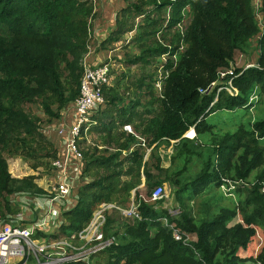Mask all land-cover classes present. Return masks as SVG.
Instances as JSON below:
<instances>
[{"label":"trees","instance_id":"16d2710c","mask_svg":"<svg viewBox=\"0 0 264 264\" xmlns=\"http://www.w3.org/2000/svg\"><path fill=\"white\" fill-rule=\"evenodd\" d=\"M125 2L127 3L128 0ZM145 2L156 5V8L170 5L172 17L166 25V28L170 29L184 21L187 17V7L192 11L189 24L183 32L178 31L175 34L170 41L171 44H150V32L137 39L139 41L137 46L143 48V52L130 60L131 63H149L150 58L159 59L164 54H168L163 66L167 72L163 78L164 91L162 97H158L162 108L146 124L143 123V133H148L145 137L147 146L162 140L164 143L177 140L175 144L177 159L181 160V156L185 155L187 162L198 153L195 138L209 133V137L203 138L211 141L215 159L208 157L204 160L201 171L191 181L188 178L189 168L185 164L183 168L167 175L165 179L153 182L152 176L155 175V170L160 173L167 172L168 169L160 166V157L157 163L153 161L148 169L145 147L143 149L138 147L123 158L120 157V152L108 153L100 157L92 155L91 161L87 164L94 169L105 167L111 171V173L104 170L100 172L105 174L103 181L123 173V175H131L130 180L122 187L125 192H131L140 185L144 176L145 183L150 189L149 195L153 188L165 181L179 187L175 190L179 195L187 191L191 184H194L195 189L200 192L209 189V184L213 181L218 188H221L228 179V173L236 180L237 186L240 181H248L256 171L255 181L248 187L251 192L249 197L258 199L263 206L250 212L254 217L242 214L243 222L231 224L238 215V210L234 208L222 207L213 219H209L208 216L198 219L194 214L187 212L172 215L168 207L158 205L164 199L150 204L137 198L141 218H127L129 221L121 222L120 230L118 229L117 232L112 226L114 219H107L105 238L113 237L115 240L100 251L108 254L103 264H238L243 260L240 252L255 242L256 225H259L264 235V192L262 191L264 189V118L254 120L249 126L241 122L235 131L224 134L216 133V125L208 122L207 118L222 109H250L254 106L250 98L257 87L258 98L259 95L264 94V31L258 23L252 0H146ZM261 2L262 6L259 10L264 14V0ZM133 10L145 14L142 4L132 5L130 11ZM93 11V0H0V146L3 144L2 149H10V147H14L16 151L22 149L25 156L32 158L43 156L40 151L45 149L49 150L45 156L50 158L56 155L57 149L54 143L48 137L50 142L47 140L44 131L40 128L42 117L34 115L32 118L19 103L32 102L37 95L47 98L48 100L42 102V106L48 120L62 118L65 106L70 101H74L80 93L83 67L79 61L86 49L87 22ZM145 21L152 28L164 24L163 19L159 16L151 17L150 13L146 14ZM115 28L113 31L110 28L109 33L113 34L116 31L120 33L121 28ZM111 35L102 42L103 46L111 41ZM256 36H258L256 41L259 51L256 63L247 68L235 66V55L239 52L249 54V48ZM174 56L176 59L173 58ZM229 68L234 69V75H227L221 80L227 82L231 79L239 94L233 96L226 90L218 93L216 88L204 94L200 93V88H208L212 82L218 80L221 71ZM138 87L152 92L154 90L151 83L141 82ZM116 88L113 87L112 91ZM217 93L218 101L214 102ZM117 95L115 94L109 101L115 107L119 105L115 101ZM138 106H140L138 102L132 101L130 108L121 107L117 115L121 119L124 115L125 121H130L128 115L131 113L128 111L130 109L137 111ZM124 111L126 112L121 114ZM152 113L144 112V114ZM191 128L196 131L194 139L184 136ZM23 134L25 137L20 141L19 137ZM139 140L136 135L127 136L129 143L140 144ZM109 142H115L123 148L129 147L128 144L118 143L115 137L110 136ZM156 149L157 145L151 151L153 157L156 156ZM172 159L174 163V156ZM126 163L127 168L124 167ZM33 179L34 176L20 180L12 176L8 171L7 160L1 156L0 151V222L1 219L8 220L9 215L19 211V208L13 205L14 211L8 206L13 192L24 191L32 196L46 193L44 189L33 183ZM113 188L114 183L107 185L102 181L87 183L82 193L80 190L79 196L74 199L76 205L63 212L67 222L60 226L61 234L68 236L82 230L91 220L96 207L102 202L111 200L110 191ZM116 188L117 185L114 192ZM242 188L244 187L237 190L241 191ZM136 194H139L138 190ZM163 218L176 225L181 231V239H175L173 230L164 225ZM189 234L195 236L196 240H188ZM219 254H223L224 259L219 260ZM249 258L253 262L264 264V244L256 257ZM246 262L251 264L249 261ZM66 264L91 263L71 261Z\"/></svg>","mask_w":264,"mask_h":264},{"label":"rangeland","instance_id":"374dc122","mask_svg":"<svg viewBox=\"0 0 264 264\" xmlns=\"http://www.w3.org/2000/svg\"><path fill=\"white\" fill-rule=\"evenodd\" d=\"M146 0H128L126 3L125 0H93L94 3V11L92 15L89 17L87 22V41H86V49L83 52L80 58V65L83 67L84 72V61L88 56V60L95 61V63H99L100 60L104 61V63H109L111 65V79L110 84L106 86L104 90L103 97L106 100H111V98L118 94V97L115 101L121 104L124 101L133 100L138 102L140 105L138 110L130 109L128 112L131 115H128L130 120L136 122L137 131H141L144 128V124H146L150 118L159 113L162 105L158 100V97H162L164 86H163V78L166 76L167 72L165 71L164 63L168 57L164 55L161 58H150L149 63L139 62V63H131L130 60H133L135 57L140 55L143 52V48L137 46V39L144 35L145 33H149V41L150 44L158 45L160 44H171V39L175 36V34L180 31L183 32L186 26L189 24L188 22L191 19L192 11L189 7L186 8L187 17L184 19L182 23L177 26L170 28H166L168 24V20L172 17V11L170 5L163 8H156V5H153L150 2H145ZM253 6L256 10V17L258 23L261 27V30L264 31V14L259 10L262 6L261 0H252ZM134 4H142V8L144 12H137L135 10L130 11L132 9V5ZM147 13L151 14V17L159 18L164 20V24L150 27L146 24L145 16ZM116 25V28H115ZM110 28L112 31L115 29H120V33L112 32L109 33ZM98 34V39L95 38L96 34ZM112 34V35H111ZM111 35V41L107 42L105 46L102 45V42L106 40ZM116 35V36H114ZM256 36L252 41V46L249 48V54L243 53L235 55L234 65L239 67H249L252 64L256 63V59L258 58V49H257V41ZM116 39V40H114ZM118 40V41H117ZM174 58V57H173ZM65 65V62H63ZM64 67V66H62ZM151 83L154 86V90L148 91L147 89H141L138 87L139 83ZM80 91L83 90V82L81 79L80 83ZM113 87H117L112 91ZM139 88V89H138ZM258 88V87H257ZM255 88L254 93L251 95L250 100L253 101L254 106L250 109L247 108H237L235 110H218L215 113L211 114L207 121L210 123H214L216 125L215 132L218 134H224L226 132H233L237 129V125L241 122L245 124V126H249L254 120L264 118V94L259 95L258 98V89ZM139 92H138V91ZM151 94H149V93ZM153 94V96H152ZM48 100L47 98H42L35 96L34 101L32 102H20L19 105L22 107L28 114L32 116L42 117L43 120L40 121V128L44 131V135L46 138L48 137L46 131L49 129H55L57 131V120L51 119L48 120L47 114L44 112V108L42 106V102ZM114 101V103H115ZM56 102V100H55ZM73 101H70L63 110V115L68 114L69 109L71 108V104ZM132 102V101H131ZM113 104V103H112ZM57 105V104H56ZM59 105V104H58ZM104 107V105L102 106ZM101 107V108H102ZM117 108L113 110V113L116 115L120 113L119 105ZM56 108V107H55ZM67 110V112H65ZM100 110V109H99ZM98 110V111H99ZM127 110V109H125ZM98 111H95L94 116ZM146 111L153 112L152 114H144ZM126 111L122 112L124 114ZM93 113L90 115V122L86 123L85 132L89 130V127L94 122ZM124 116V115H123ZM118 117V115H117ZM33 118V117H32ZM145 121V122H144ZM144 123V124H143ZM190 135H195L196 131L191 128L189 131ZM193 132V134H192ZM58 134V133H57ZM59 135V134H58ZM60 136V135H59ZM209 133H205L203 136L199 138L196 137V144L198 145L197 154H194L187 162V157L185 155L181 156V163L187 164L186 166L189 168L190 176L189 180H193L196 175L201 171L203 167V162L208 157H211L213 160L215 159V155L213 154V148L211 146V141L206 140L203 137H209ZM25 137V134L20 135L19 140ZM55 145V142L48 137ZM47 138V140H48ZM37 140V139H36ZM81 138H77V145L79 150L83 155V168H81V176L75 181V187L78 190V193H82L83 188L90 183L91 181H102L105 185L114 183V188L110 191L111 200L105 201L103 203H108V218H112L113 220V229L115 232L120 230L121 222L129 221L127 217H125L120 209H126L131 205L133 199L148 197L149 196V188L147 187L145 181H143L140 185H138L135 189L131 190V192H125L123 190V185L127 183L128 180L125 179V175H119L118 177H114L113 179H109L108 181H103L102 178L105 174L100 173L106 171L107 173H111L107 168L104 169H94L85 162L89 160L86 156L84 157L83 151L79 147V141ZM49 141V140H48ZM17 142V141H15ZM50 142V141H49ZM57 152L55 150L56 155L53 157H47L45 154L48 149L40 151L43 156H38L36 158H32L30 156H25L24 151L22 149L16 151L14 147H10V149H2L3 144L0 146L1 156L6 158L8 163V171L12 174V176L19 178H24L27 176H34L33 183L44 189L45 192L48 190L52 191L55 185L54 179V166L53 161L56 159L58 154L57 145H55ZM97 149V148H96ZM98 150V149H97ZM51 151V150H50ZM61 151V150H60ZM96 153V152H95ZM93 153L92 155H95ZM178 156V155H177ZM256 175V171H254L249 177L248 181H240L237 185V189L244 187V191L234 189L232 191L235 192L237 197H226L224 196V191L222 188H218L215 185V182H211L209 184L210 188L206 189L204 192H200V190H196L194 184L190 185V188L182 194H176L175 190L179 187L172 186L168 182L167 184L162 183L161 185L165 186L167 189L168 197L164 199L162 203L158 205H163L164 207H170L171 213L181 214L182 212H187L189 214H194L198 219L204 216L210 217L209 219H213L215 214L219 212L222 207H229L238 210L237 217L231 222H242L243 216L248 214V216L254 217V214H250V212H254L255 208H259V206H263L259 200H254L253 196L249 197L251 192L248 187L252 185L255 181L254 177ZM90 177V180L87 182V179ZM230 182H235L234 178H232L229 173L227 175ZM92 178V179H91ZM118 180V184L116 181ZM138 181V180H137ZM136 181V182H137ZM155 182V181H153ZM229 184V183H228ZM117 185L116 192L114 189ZM154 189V188H153ZM152 189V190H153ZM91 190V188H90ZM136 190H138V195L136 194ZM264 192V189L262 190ZM22 192L24 191H15L13 195V199L15 197H20ZM198 193V195H196ZM12 196V195H11ZM30 196H32L30 194ZM79 196V194H78ZM132 198V199H131ZM19 205H13L11 202L8 204L10 209L12 205L19 208L18 212L14 213L13 216L9 215L8 218H14L16 215L18 216L19 212L21 213L24 210H27L31 216H28L29 219L32 217H36L37 214L33 211L32 201L17 199ZM150 204L152 202H149ZM97 209V207H96ZM95 209V210H96ZM94 210V211H95ZM243 210V211H242ZM14 211V209H13ZM31 211H33L31 213ZM65 210H58V214L60 217L64 218V223L67 222V218L63 216V212ZM243 214V216H242ZM26 215V213H25ZM4 219H1L3 222ZM208 220V219H207ZM164 222V221H163ZM89 223V222H88ZM257 229V235L255 238V242L251 243L249 247L240 252V256L243 258L242 261L238 262V264H248L246 261H249L251 264H259L255 261H251L250 256L256 257L259 252L260 247L264 244V235L262 233L259 225L255 226ZM81 230H79L80 232ZM60 237V236H59ZM113 238V237H111ZM118 239V238H117ZM115 240V239H114ZM82 242V241H77ZM79 245H83L84 243H78ZM94 253L85 259V263H100L103 264L107 258L108 254L106 253ZM246 258V259H245ZM218 259H224L223 254L218 255Z\"/></svg>","mask_w":264,"mask_h":264},{"label":"built area","instance_id":"2783aa9c","mask_svg":"<svg viewBox=\"0 0 264 264\" xmlns=\"http://www.w3.org/2000/svg\"><path fill=\"white\" fill-rule=\"evenodd\" d=\"M84 66L81 78L83 90L72 102L68 114L62 117L63 122L57 128V133L64 138V141L63 150L58 152L52 163L55 168V185L52 191L48 190L40 196H30V193L22 192L20 197L13 199L15 193L12 194L13 205L20 204L17 199L30 200L33 203V211L37 214H33L36 217L29 219L30 213L24 210L19 212L18 216L11 218L12 214L8 220L4 219L0 222V264H66L71 261L85 263L87 256L99 253L114 242V238H105L104 233L108 203H101L97 207L89 223L80 232L66 236L59 230L64 218L57 215L58 210L73 208L76 205L74 199L78 197L75 181L81 176L83 155L78 148L77 138H81L82 133H85L86 123L91 120L90 115L93 113L94 116L95 111L106 104L103 94L111 79L109 63L91 62L87 56ZM227 75L233 76L234 69L229 68L220 72V77ZM215 84L216 82H213L211 86ZM223 88L233 95L238 94V89L233 86L232 80H229L228 85L220 87L219 91ZM200 91L204 93L208 89H200ZM124 129L134 132L130 124L124 125ZM184 136L188 137L189 133H185ZM236 183L227 179L221 188L225 194L231 195ZM142 197L146 201H158L168 197L167 189L159 185L154 188L150 197ZM120 211L128 218H141L139 203L135 199L129 207ZM163 221L173 230L175 239L182 238L181 231L174 223L167 218H163ZM187 239L191 240V236L187 235Z\"/></svg>","mask_w":264,"mask_h":264},{"label":"crops","instance_id":"0c3cea01","mask_svg":"<svg viewBox=\"0 0 264 264\" xmlns=\"http://www.w3.org/2000/svg\"><path fill=\"white\" fill-rule=\"evenodd\" d=\"M98 34L99 33L95 35L96 36L95 38L97 39H98L97 37ZM131 101L133 100L124 101L121 104H119V102L117 101V103L120 105V107L130 108ZM112 108L116 109L117 107H115L114 104L109 103V100H106V104L104 105V107H102L98 111V113H96V115L94 116V122L93 124L90 125L89 130L85 133L84 132L82 133L81 140L79 141V147L83 151L84 157L86 156L89 159L86 160L85 158V162L88 163V161H91L92 154L95 152H96L95 153L96 157H100L101 155H107L108 153L120 152V157L123 158L125 156H128L134 149L138 147L143 149V147H145L146 149L145 161L148 162V169L151 167L153 161L157 163V159L159 157L161 158L160 166L164 169H168L167 172L162 171L160 173L158 172V170H155V175L152 176V181L163 180L166 178L167 175H171L177 170L183 168V166L185 165L184 162L181 163L180 159H177L176 156L175 144L177 141L174 142V140H172L170 143H164V141L162 140L161 142H157L156 144L147 146V142H146L147 140L145 137L148 133H143V130L137 131L136 122H133L131 120L125 121V116H123V119L117 117V115L113 113ZM56 120H57L56 124L58 128V126L62 124L63 119L57 118L55 119V121ZM126 124H130L135 132L132 133L125 130L124 125ZM46 134L55 142V145H57L58 148V152H60V150L62 151L64 138L59 136L57 134V131H55V129L52 130L49 129L48 131H46ZM128 135H136L137 137H139L140 139L139 141H141L140 144L136 142H131V143L127 142ZM110 136L112 138L115 137L118 143L128 144L129 147L123 148V146L120 147L119 144H116L115 142L110 143L109 142ZM155 145H157L156 156H155L156 159L151 155V151ZM173 156H174V163L172 159ZM124 167L127 168L128 164L126 163ZM185 176H187V174H185ZM130 178L131 175H125V179L122 180H130ZM89 180L90 177L87 179V182ZM142 180L145 181L144 176H142ZM163 183L167 184L168 182L165 181ZM235 197H237L236 194Z\"/></svg>","mask_w":264,"mask_h":264},{"label":"clouds","instance_id":"9594fccd","mask_svg":"<svg viewBox=\"0 0 264 264\" xmlns=\"http://www.w3.org/2000/svg\"><path fill=\"white\" fill-rule=\"evenodd\" d=\"M164 55H166V54H164ZM163 55V56H164ZM167 56V55H166ZM174 58L176 59V56H174ZM254 64H252V66H253ZM230 76H232V75H230ZM226 76H224V77H220V73L218 74V80H216V81H214V82H216V84L214 85V86H211V85H209V87L208 88H204V89H208V91H210L211 89H213V88H216L217 89V91H218V93L221 91V90H226V91H228L227 89H225V88H223V89H221L220 91H219V88L220 87H222V86H224V85H228V82L229 81H227V82H224V81H222L221 79H223V78H225ZM231 80V79H230ZM162 82H163V80H162ZM213 83V82H212ZM211 83V84H212ZM232 84H233V82H232ZM236 88V87H235ZM200 89H203V88H200ZM200 89H199V91H200ZM207 91V92H208ZM229 92V91H228ZM200 93H202L201 91H200ZM204 93H206V92H204ZM204 93H202V94H204ZM218 93H217V95H216V97H215V100H214V102H216V101H218ZM230 93V92H229ZM231 94V93H230ZM238 94H239V90H238ZM231 95H233V94H231ZM237 95V94H236ZM233 96H235V95H233ZM217 98V99H216ZM213 102V103H214ZM134 130V129H133ZM135 132V131H134ZM134 132H132V133H134ZM188 132V131H187ZM186 132V133H187ZM189 133V132H188ZM185 137H187V136H185ZM196 137V134L195 135H190L189 134V136H188V138H190V139H194ZM157 187V186H156ZM235 189H237V186H236V188ZM154 190V189H153ZM152 190V191H153ZM232 190H234V189H232ZM231 190V195H227V194H225V195H227V197H235V192L234 191H232ZM168 193V192H167ZM151 195V194H150ZM150 195L148 196V197H150ZM147 197V198H148ZM141 199H143L144 200V198L142 197ZM163 199H165V198H163ZM163 199H161V200H163ZM135 200L137 201V199L135 198ZM144 201H146V200H144ZM158 201H160V200H158ZM158 201H149V200H147L146 202H152V203H154V202H158ZM138 202V201H137ZM103 203V202H102ZM139 203V202H138ZM100 205V204H99ZM98 205V206H99ZM169 210H171V208H169ZM128 218V217H127ZM243 222V221H242ZM172 223V222H171ZM165 225V224H164ZM166 226V225H165ZM167 227V226H166ZM169 228V227H168ZM170 229V228H169ZM190 236H191V240H196V237L195 236H193L192 234H189Z\"/></svg>","mask_w":264,"mask_h":264}]
</instances>
